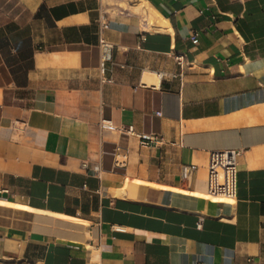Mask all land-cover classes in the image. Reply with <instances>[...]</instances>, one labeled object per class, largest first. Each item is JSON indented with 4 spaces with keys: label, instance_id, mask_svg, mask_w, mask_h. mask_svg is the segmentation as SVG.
Wrapping results in <instances>:
<instances>
[{
    "label": "crops",
    "instance_id": "1",
    "mask_svg": "<svg viewBox=\"0 0 264 264\" xmlns=\"http://www.w3.org/2000/svg\"><path fill=\"white\" fill-rule=\"evenodd\" d=\"M131 1L0 0V264H264V0Z\"/></svg>",
    "mask_w": 264,
    "mask_h": 264
},
{
    "label": "built area",
    "instance_id": "2",
    "mask_svg": "<svg viewBox=\"0 0 264 264\" xmlns=\"http://www.w3.org/2000/svg\"><path fill=\"white\" fill-rule=\"evenodd\" d=\"M103 26L106 22L102 23ZM194 36L193 40L196 41ZM103 60H107L110 55L111 44L105 40L101 42ZM178 64H187V55L178 52L175 55ZM161 76L164 72L159 73ZM180 77L182 73L178 74ZM120 131L137 134L141 145H161L164 142L162 135L157 133H137L133 125L122 126ZM241 151L234 148L216 149L210 152L208 167V189L211 193H222L227 196L235 197L238 187V159Z\"/></svg>",
    "mask_w": 264,
    "mask_h": 264
},
{
    "label": "bare ground",
    "instance_id": "3",
    "mask_svg": "<svg viewBox=\"0 0 264 264\" xmlns=\"http://www.w3.org/2000/svg\"><path fill=\"white\" fill-rule=\"evenodd\" d=\"M139 4V6L142 8V11H143V7H146V5L148 6V3H147V1L146 0H143V2H140V3H138ZM140 8V9H141ZM139 9V10H140ZM138 10V11H139ZM144 11H145V9H144ZM143 11V12H144ZM148 11V10H147ZM146 12V11H145ZM148 20H149V23H150V25L152 26V27H158L159 26V19H158V17H157V15H155V14H153L152 13V10L148 13ZM143 81H144V83H146V84H151V83H157L158 81H159V76L155 73V72H146L145 73V75H144V77H143ZM127 180H128V178H127ZM129 181H130V179H129ZM128 181V182H129ZM135 181V180H134ZM133 181V182H134ZM143 181V180H142ZM142 181H140V182H142ZM137 182V181H136ZM131 184H133V183H131ZM138 184V183H137ZM129 185V184H128ZM136 185V184H135ZM158 185V184H157ZM159 186V185H158ZM163 186V185H162ZM157 187V186H156ZM165 187V186H164ZM166 187H169V186H166ZM123 188H125L126 189V187L124 186ZM122 188V189H123ZM128 188H129V186H128ZM119 189H120V187H119ZM125 189H123V190H125ZM208 197H210V198H215V199H217V200H222V201H226V202H231V201H233L234 199H235V197H231V196H227V195H225V194H222V193H209L208 195H207ZM148 201V200H147ZM4 203V202H3ZM21 207V206H20ZM36 211V210H35ZM88 226V225H87ZM73 227V226H72ZM90 242V241H89ZM96 255V254H95Z\"/></svg>",
    "mask_w": 264,
    "mask_h": 264
},
{
    "label": "rangeland",
    "instance_id": "4",
    "mask_svg": "<svg viewBox=\"0 0 264 264\" xmlns=\"http://www.w3.org/2000/svg\"><path fill=\"white\" fill-rule=\"evenodd\" d=\"M136 1H137V0H132L130 4H132V5L136 4V3H137ZM140 2H143V0H139V1H138V3H140ZM151 28H155V27H152V26H151Z\"/></svg>",
    "mask_w": 264,
    "mask_h": 264
}]
</instances>
